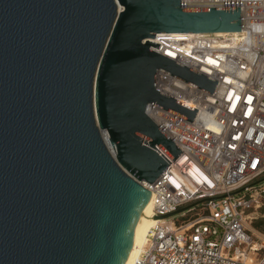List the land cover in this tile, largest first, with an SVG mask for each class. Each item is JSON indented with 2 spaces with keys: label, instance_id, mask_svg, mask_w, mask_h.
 <instances>
[{
  "label": "water",
  "instance_id": "1",
  "mask_svg": "<svg viewBox=\"0 0 264 264\" xmlns=\"http://www.w3.org/2000/svg\"><path fill=\"white\" fill-rule=\"evenodd\" d=\"M241 30V8L180 0H0V264H126L143 183L171 165L157 147L182 153L146 108L198 112L158 92L156 72L218 84L150 40Z\"/></svg>",
  "mask_w": 264,
  "mask_h": 264
},
{
  "label": "built area",
  "instance_id": "2",
  "mask_svg": "<svg viewBox=\"0 0 264 264\" xmlns=\"http://www.w3.org/2000/svg\"><path fill=\"white\" fill-rule=\"evenodd\" d=\"M183 9L241 8L234 34H159L151 51L218 82L213 94L158 70V92L198 110L193 122L150 104L146 114L182 152L154 182L160 221L133 264H264L253 229L264 203V0H180ZM102 137L114 156L106 133ZM204 213L187 221L198 208ZM184 220V221H181Z\"/></svg>",
  "mask_w": 264,
  "mask_h": 264
},
{
  "label": "bare ground",
  "instance_id": "3",
  "mask_svg": "<svg viewBox=\"0 0 264 264\" xmlns=\"http://www.w3.org/2000/svg\"><path fill=\"white\" fill-rule=\"evenodd\" d=\"M218 34H234V33H218ZM152 208H153L152 202L151 199H149L143 211V214L138 222V225L136 227L131 250L126 264L134 263V261L140 255L143 248L146 246V242L151 228L160 222L154 218Z\"/></svg>",
  "mask_w": 264,
  "mask_h": 264
},
{
  "label": "rangeland",
  "instance_id": "4",
  "mask_svg": "<svg viewBox=\"0 0 264 264\" xmlns=\"http://www.w3.org/2000/svg\"><path fill=\"white\" fill-rule=\"evenodd\" d=\"M256 185L264 184V176L258 180L255 181ZM204 211L202 208H198L195 212H192L188 215V217L185 219V221L197 216L203 214ZM251 215L254 217V222H261L262 223V231H259L261 234H264V203L261 205L260 208L254 209L251 212ZM184 221V220H181Z\"/></svg>",
  "mask_w": 264,
  "mask_h": 264
},
{
  "label": "trees",
  "instance_id": "5",
  "mask_svg": "<svg viewBox=\"0 0 264 264\" xmlns=\"http://www.w3.org/2000/svg\"><path fill=\"white\" fill-rule=\"evenodd\" d=\"M253 226L255 229L262 231V223L261 222H254Z\"/></svg>",
  "mask_w": 264,
  "mask_h": 264
},
{
  "label": "crops",
  "instance_id": "6",
  "mask_svg": "<svg viewBox=\"0 0 264 264\" xmlns=\"http://www.w3.org/2000/svg\"><path fill=\"white\" fill-rule=\"evenodd\" d=\"M253 229L256 230L258 233H260L259 230H257V229L254 228V226H253Z\"/></svg>",
  "mask_w": 264,
  "mask_h": 264
}]
</instances>
